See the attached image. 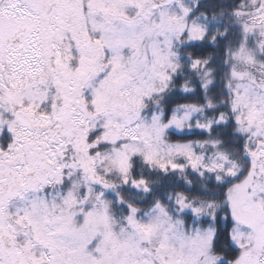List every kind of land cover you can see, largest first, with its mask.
I'll list each match as a JSON object with an SVG mask.
<instances>
[{
    "label": "snow or ice",
    "instance_id": "obj_1",
    "mask_svg": "<svg viewBox=\"0 0 264 264\" xmlns=\"http://www.w3.org/2000/svg\"><path fill=\"white\" fill-rule=\"evenodd\" d=\"M0 264H264V0H0Z\"/></svg>",
    "mask_w": 264,
    "mask_h": 264
}]
</instances>
